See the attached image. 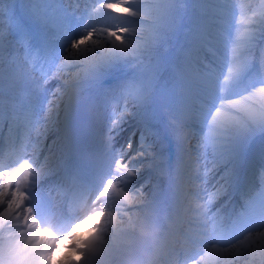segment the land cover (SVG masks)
Masks as SVG:
<instances>
[{
  "label": "snow or ice",
  "instance_id": "6c2138e0",
  "mask_svg": "<svg viewBox=\"0 0 264 264\" xmlns=\"http://www.w3.org/2000/svg\"><path fill=\"white\" fill-rule=\"evenodd\" d=\"M18 7L54 26L61 51L33 46L16 24ZM189 9L196 15L187 30L192 42L170 59V41ZM118 65L132 75L103 92L102 149L76 145L68 132L59 137L62 197L57 203L48 193L38 204L34 190L53 171L48 157L38 159L53 113L63 102L67 114L84 85L99 84ZM51 80L62 82L50 90ZM153 106L159 109L153 115L166 118L181 163L194 150L196 172L205 164L203 176L193 178L200 181L195 192L177 185L175 214L163 232L142 212L154 203L144 185L135 184L163 155L159 129L146 125L135 147L131 139L116 144L121 126ZM0 125L7 128L0 132V156L15 157L0 168V251L7 255L24 253L27 244L20 242L26 233L28 240L37 234L40 221L91 205L97 209L92 215L109 216V224L88 264H112L116 255L126 264H156L162 252L174 264H207L214 255L233 253L242 264H264V146L255 166L246 155L252 140L264 135V0H0ZM190 140L195 149L184 147ZM217 168L223 174L209 189ZM237 184L234 212L227 218L213 212L214 201Z\"/></svg>",
  "mask_w": 264,
  "mask_h": 264
},
{
  "label": "rangeland",
  "instance_id": "374dc122",
  "mask_svg": "<svg viewBox=\"0 0 264 264\" xmlns=\"http://www.w3.org/2000/svg\"><path fill=\"white\" fill-rule=\"evenodd\" d=\"M239 1L240 2H244V4L249 3V0H237V2H239ZM14 2H15L14 4H17V5H19L21 3V2L19 3L17 0H14ZM26 2H27V0H26ZM256 2L258 3V0H256ZM12 3H13V0H12ZM21 11L23 12V9H21V8L18 7L17 8V14H16V24H18L20 26V29L23 32L29 34V36L31 38V41H32V44L36 48V43H38V41H37V34H39L41 32V29H40L41 27H39V25L37 24L38 22H33L32 21V17H33L32 14H28L30 18H27L26 20H23V18L21 16ZM185 17H186L187 22H189V23H185L184 24V26L186 25V27H184V30L187 31L189 27L194 26L195 19H196V15L190 9V12L188 14H186ZM5 24H6V21H5L4 25H3V27H4V30H5V33H7L8 30H7V26ZM48 30L46 29V30L42 31V33L47 34L49 32ZM9 39H11V37H9ZM184 41L185 40H181L180 43H182L183 45H185L183 43ZM172 43L173 42H172V39H171L170 46L173 45ZM177 54L178 53H175L174 54V56L172 57L173 60L175 59V57H176ZM51 81H52V85L54 87H57V85L62 82V81H57V80H51ZM51 81H49V82H51ZM115 84H117V83H115ZM115 84H112L113 86L107 87L105 89H109V88L115 87L116 86ZM93 88H95V85L94 84L93 85H87V84L84 85L82 87V89L79 91V93L77 94V96H76V98L74 100H76L78 97L85 98L84 108L86 110L87 116L86 117L82 116V117L84 119H86L87 122H89V124L92 125L93 127L94 126L95 127H98L100 125L101 119L106 115V110H105V107H104V104H103V100H102L103 92H104L105 89H103V88L102 89H99V92L98 93H95L93 91ZM41 99L42 98H38L39 101ZM84 108L82 109L83 112H84ZM69 109H70V107H69ZM69 109H68L67 114H66L64 103L61 102L59 104V108L54 112V114H55L54 115L55 116V119H54L55 123H57V124L58 123H62L66 119V116L70 114L69 113ZM82 110H81V112H82ZM80 114H82V113H80ZM72 117L74 119H76V120L79 119L78 118V115L77 116L72 115ZM145 120H147L148 123L149 122L150 123H153L154 122L153 121V116L151 115V112L150 111L147 114H145V115H139L138 114V115H136V116H134L132 118H129L121 126V130L119 132V135L116 138V144H117V146H119V145L123 144L124 142H126L127 140L131 139L132 138L131 135L134 134L132 130H129V133L128 134H126V133L124 134V130L125 129H127V128H135L136 129L138 127H142V124H143V127H145L144 126V123H143V122H145ZM55 123H54V125H55ZM57 124L55 125V129L58 131ZM53 129L54 128H53V125H52V130ZM100 129L102 131V126H100L99 130ZM59 133L61 134V132H59ZM258 136L261 137V139H263V141L261 142L259 140H256L255 141L256 143L250 144V146H249V148L247 150V153H246L247 159H248V163H249L250 166H255L258 163V161H259V151H260V148H261L260 146H264V135H258ZM60 137H62V136H60ZM56 140H57V138H56ZM58 140L60 141L59 137H58ZM119 142H121V143H119ZM259 142L261 143L260 145H259ZM188 145H189V142L186 141L185 144H184V147L186 149H188L189 148ZM195 145H196V140H190V148L191 149H194L195 148ZM193 154H195L194 156H196V153L194 151H190L187 154H183V162L182 163H181V161L179 159V156L181 154L179 153V156L176 157V161H175V174H176V178L172 182V185H173L172 188L177 189V185L182 186L185 183L184 182V178H185L187 172L189 174V171H190L191 175H194L196 173L197 161L195 160L194 157H193V162H191L189 164L192 167L193 170L191 168L188 169V170L186 169V162H187L188 159L191 158V156ZM202 162L203 161L200 162V165L202 164ZM207 166L208 167H211V165H207ZM162 169H163V167L160 166V164L158 163V166L156 168H154V169H146L145 170V171H148V173L145 176V181H147V183H145V185H144V190H143L144 193H145V190L147 189L148 184H149L148 183V178H149V176L151 174V171H157L158 170L157 171L158 172V177L160 178V181L161 182L159 183V180H158V182L155 183L151 187V188H153V190H152L153 193H155L158 190V187L163 182L161 180V177H160L161 170ZM222 174H223L222 170L220 168H217L214 175L210 174L211 183L212 184L215 183L216 180L219 178V176L222 175ZM199 176H200V174H199ZM137 184H139V182H137ZM185 184H187L188 187L190 185H192V184H190V181L187 182V183H185ZM193 185H195V184H193ZM241 188H242V185L241 184L235 185L233 191H231L229 195L222 196V199H221L220 203H217L215 205V207L213 208L212 211L215 212V211L219 210L220 215L223 216V217L225 215V218L227 217V213H229V215H231L234 212V210L236 209V207H238V205H239ZM234 194H235V198H234ZM229 205H232L230 209L228 207ZM142 212H143V210H142ZM123 219H124L125 222L127 221V217H124ZM233 254H235V253H233ZM212 259H215V258L213 257ZM235 263H237V264L239 263L240 264L241 263L240 258H237L235 260L234 264Z\"/></svg>",
  "mask_w": 264,
  "mask_h": 264
},
{
  "label": "clouds",
  "instance_id": "9594fccd",
  "mask_svg": "<svg viewBox=\"0 0 264 264\" xmlns=\"http://www.w3.org/2000/svg\"><path fill=\"white\" fill-rule=\"evenodd\" d=\"M93 211L97 209L91 205L82 206L70 216L40 221L37 234L28 240L26 233L20 242L27 244L24 253L31 251V255L12 257L0 251V264H88L100 241L105 239L109 224V216L98 220ZM77 253L83 256L78 257Z\"/></svg>",
  "mask_w": 264,
  "mask_h": 264
},
{
  "label": "bare ground",
  "instance_id": "6f19581e",
  "mask_svg": "<svg viewBox=\"0 0 264 264\" xmlns=\"http://www.w3.org/2000/svg\"><path fill=\"white\" fill-rule=\"evenodd\" d=\"M19 3L21 2H26V0H17ZM13 3H15L14 2V0H13ZM237 3H240V4H244V2H237ZM189 12H190V9H189ZM188 12V13H189ZM187 13V14H188ZM28 14H30L28 11H24V9H23V12L21 11V16H22V18H23V20H26L27 18H30L29 17V15ZM188 16V15H187ZM7 20V18L5 17V21ZM21 21V20H20ZM32 21L33 22H37V18L33 15V17H32ZM22 22V21H21ZM185 23H189V22H187V20H186V17L184 18V24ZM38 25H39V27H41L40 29H41V32L39 33V34H37V39L41 42V46L42 47H48V48H51V49H53V50H55L56 52H59V51H61V47H62V45H61V43L56 39V37H55V28H54V26H52V25H49L48 27L47 26H45L44 24H42V23H37ZM6 26H7V30H8V24H7V22H6V24H5ZM35 25V24H34ZM75 27V26H74ZM184 27H186V25L184 26ZM38 28V27H37ZM23 29V28H22ZM48 30L49 32L47 33V34H44V33H42V31H44V30ZM38 32V31H37ZM46 32V31H45ZM75 34H78V27H77V29H75V28H73V35H75ZM181 40H185L183 43L185 44V45H188V44H191V42H192V38H191V35L190 34H187V31H185L184 30V28H182L180 31H178L173 37H172V44H173V48H171V51H173V56H174V54L175 53H179L180 52V50L185 46V45H183L182 43H180V41ZM125 80V79H124ZM123 81V79L122 80H119V82H118V84L120 83V82H122ZM117 84V85H118ZM47 87L51 90V89H55L56 87H54L53 85H52V81L51 82H49L48 83V85H47ZM93 91H95L96 93H98V90L97 89H93ZM40 98H42L40 101H42L43 100V97H40ZM107 114V113H106ZM55 114L53 113V118L55 119V116H54ZM136 116V115H135ZM134 117V116H133ZM132 118V117H131ZM106 120H107V118H106ZM105 120V121H106ZM74 124L75 125H77V126H82L83 125V123H80V122H74ZM128 126V125H127ZM126 126V127H127ZM103 129L104 128H102V131H103ZM142 129H143V127H138V128H127V129H125L124 130V134L126 133V134H128L129 133V130H132L133 131V135H131V140L133 141V147H135V143H136V141H137V139L139 138V135H140V132L142 131ZM6 131H7V128L6 127H4V126H2V125H0V132H5L6 133ZM101 131V132H102ZM50 132H52L53 133V131H52V126H50L49 127V129H48V131H47V134L42 138V147L40 148V150H39V155H38V159L39 160H41V161H43L44 159H45V157H47L48 156V159H49V166L52 168V169H54L55 167H56V163H57V161L55 160V159H53V156L50 154L51 153V149H52V146H51V141H55L54 139L55 138H49V136H48V134L50 133ZM129 137V136H128ZM257 138V139H256ZM256 140H259V141H263V139H261V137H259L258 135L252 140V142H251V144H254V143H256L255 141ZM189 142V145H188V147L190 148V141H188ZM261 143L259 142V145H260ZM44 145V146H43ZM194 147V146H193ZM261 147V146H260ZM195 149V148H194ZM194 151V150H193ZM195 152V151H194ZM196 153V152H195ZM195 154H193L192 156H191V158L190 159H188L187 160V162H186V169L188 170V169H192V167L189 165L191 162H193V157L195 158V156H194ZM15 159V157H8V156H0V167L3 165V164H7L8 162H11V161H13ZM204 167H205V164H204V162H202V164L200 165V170H199V173H195L194 175H191V173H190V171H189V174H188V172H187V174H186V176H185V178H184V182L185 183H187V182H189L190 181V184H192V185H190L189 187H187L186 188V191L185 192H188V193H193V192H195L196 190H197V185L200 183V181L199 180H196L195 181V183H193V178H194V176L195 175H199L200 174V176L202 177L203 176V171H204ZM193 170V169H192ZM147 173H148V171H144L143 172V174L140 176V177H138V179L136 180V182H135V184H136V186L137 187H139L141 184H143V185H145V176L147 175ZM150 173V172H149ZM213 175V174H212ZM52 179V181H57V179L56 178H54V177H50V178H44L37 186H46L48 183L47 182H49L50 180ZM158 180V177H157V174L155 173V172H151V174H150V176H149V178H148V182H149V184H148V186H150V185H152L154 182H156ZM137 182H139V184H137ZM193 184H195V185H193ZM208 188L209 189H211V186H212V183H211V177H210V175H209V183H208ZM36 189V188H35ZM143 190H144V187H143ZM144 193V192H143ZM221 199H222V196L221 197H219L218 199H216L215 201H214V203H213V205L211 206V208H212V210H213V208L215 207V205L217 204V203H220V201H221ZM155 209H156V207H154ZM132 211L133 212H135V211H137V209H135V208H133L132 209ZM143 212H150V211H143ZM152 215H153V217H154V219L156 220V223L159 225V227H160V229L162 230V228L163 227H165V221H164V217L166 216V215H171L172 216V218L174 217L170 212L169 213H166V214H163V213H158L157 211H151L150 212ZM180 222L181 221H178L177 222V225H179L180 224ZM125 223H127V221L125 222ZM63 247V246H62ZM164 255V253L162 252L161 253V256H163ZM215 258V259H212V258ZM237 258H239V256H237L236 254H232V255H228V254H222L221 256H212L208 261H207V264H234V262H235V260L237 259ZM172 260H174V257L173 258H171V259H169L168 257H166V258H164V260L163 259H160V264H171V261ZM235 264H237V263H235ZM239 264V263H238ZM240 264H242V262L240 263Z\"/></svg>",
  "mask_w": 264,
  "mask_h": 264
}]
</instances>
